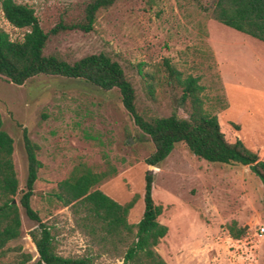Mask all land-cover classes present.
I'll use <instances>...</instances> for the list:
<instances>
[{
    "label": "rangeland",
    "instance_id": "rangeland-1",
    "mask_svg": "<svg viewBox=\"0 0 264 264\" xmlns=\"http://www.w3.org/2000/svg\"><path fill=\"white\" fill-rule=\"evenodd\" d=\"M13 1L28 5L48 32L59 22L78 21L88 0ZM0 29L16 42L25 32L10 27L1 12ZM98 53L121 66L137 111L146 117L175 112L185 118L175 103L178 92L158 72L163 60L181 76L196 78L203 109L215 116L224 140L241 142L264 161V43L217 22L211 0H116L96 14L88 33L49 35L43 49L68 63ZM0 120L12 140L17 194L26 173L22 128L37 146L41 168L30 207L50 227L58 255L90 254L94 264H122L113 252L99 253L74 224L70 207L52 195L59 181L84 167L102 174L92 189L120 205L134 201L126 216L132 225L142 213L143 177L151 175L152 203L161 207L156 221L166 228L154 249L166 264H264V193L257 178L245 166L198 159L182 144L149 169L144 159L151 146L128 120L116 91L58 77H34L22 87L0 80ZM18 214L20 236L0 250V264H18L22 255L29 256L23 264L36 260L28 236L35 224L20 208ZM231 222L242 230L237 240L227 232Z\"/></svg>",
    "mask_w": 264,
    "mask_h": 264
},
{
    "label": "trees",
    "instance_id": "trees-1",
    "mask_svg": "<svg viewBox=\"0 0 264 264\" xmlns=\"http://www.w3.org/2000/svg\"><path fill=\"white\" fill-rule=\"evenodd\" d=\"M115 1L88 0L78 21L68 24L59 22L44 32L28 5L1 0L0 12L5 22L25 32L21 41L16 42L9 40L0 29V80L22 87L34 77H58L83 82L103 92L116 91L128 120L151 146L150 154L144 159L146 166L159 167L174 146L182 144L192 156L207 163L247 167L260 182L264 193V161L258 160L241 142L227 143L224 140L215 116L203 109L202 87L196 78L181 76L167 60H163L158 72L162 81L178 92L175 103L185 118L177 117L175 112L165 117H146L137 111L134 90L121 66L104 53L86 55L71 63L54 54H43L49 35L71 30L88 33L96 14ZM211 6L217 22L264 43V0H211ZM147 95L151 97V91L148 90ZM21 146L26 173L23 190L17 194L11 160L12 140L3 131L0 120V250L20 236V208L24 216L35 224L28 232L36 253L33 264H94L90 254L63 257L55 252L50 227L41 222L30 207L33 184L41 163L36 158L37 146L29 140L24 128L21 129ZM101 179L102 174L76 167L67 178L57 183L56 192L52 195L62 206L70 207L74 224L99 253L113 252L122 264H166L154 249L165 235L166 228L156 221L161 207L152 203L151 175L146 173L143 177L142 213L133 225L126 222V216L134 201L120 205L99 190L92 189ZM15 195L16 200L12 198ZM227 232L234 240L242 234L241 229L235 228L234 222L227 226ZM21 257L18 264L29 261V256Z\"/></svg>",
    "mask_w": 264,
    "mask_h": 264
},
{
    "label": "built area",
    "instance_id": "built-area-1",
    "mask_svg": "<svg viewBox=\"0 0 264 264\" xmlns=\"http://www.w3.org/2000/svg\"><path fill=\"white\" fill-rule=\"evenodd\" d=\"M262 234H263V229H259V230H258V235L261 236Z\"/></svg>",
    "mask_w": 264,
    "mask_h": 264
},
{
    "label": "water",
    "instance_id": "water-1",
    "mask_svg": "<svg viewBox=\"0 0 264 264\" xmlns=\"http://www.w3.org/2000/svg\"><path fill=\"white\" fill-rule=\"evenodd\" d=\"M148 168L150 169L151 167L149 166Z\"/></svg>",
    "mask_w": 264,
    "mask_h": 264
}]
</instances>
